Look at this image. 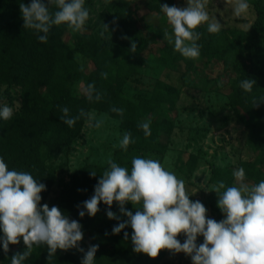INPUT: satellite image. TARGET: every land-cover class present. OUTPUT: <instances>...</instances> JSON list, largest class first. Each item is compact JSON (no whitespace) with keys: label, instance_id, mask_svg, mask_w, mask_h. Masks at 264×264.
Masks as SVG:
<instances>
[{"label":"trees","instance_id":"1","mask_svg":"<svg viewBox=\"0 0 264 264\" xmlns=\"http://www.w3.org/2000/svg\"><path fill=\"white\" fill-rule=\"evenodd\" d=\"M104 1L116 27L108 38L73 32L66 25H59L53 26L47 42H41L33 30L24 28L20 15L19 3L28 4L30 0H0V88L3 87L0 96L6 97L17 88L16 95L20 99V107L13 111V117L0 122V156L4 157L10 169L29 171L46 185V190L41 193V204L55 205L70 219L78 220L83 234L89 230L99 232L100 241L91 242L99 245L95 254L96 264H159L165 250L155 258L133 252L132 229L126 227L121 233L113 234L111 229L119 221L107 218V206L102 202L94 217L86 214L81 218L78 215V209L93 195L94 186L108 163L104 166L84 164L53 196V179L45 173L47 162L56 152L75 141L86 122L81 117L74 126H67L60 120L63 106H67L73 116L78 115L81 109L87 113L91 110L105 113L119 122L123 132L131 133L134 142L127 150L117 148L112 158L129 169L133 156L163 154L167 148L161 136H169L174 127L179 89L156 80L145 92L127 94L128 83L146 66L141 54L148 49L152 36L130 33L136 28L135 0ZM142 2L145 9L155 13L162 12L161 4L174 5V0ZM251 3L255 19L246 30L221 29L219 33L212 34L204 25L198 27L200 39L197 43L201 45L198 59L184 58L180 53L171 54L165 44L160 48L162 56L167 58L160 61L168 66L182 62L188 69L194 64H205V58H212L221 60L232 72L226 91L228 107L245 127L251 154L234 165L217 171L212 169V173L226 185L235 182L232 171L238 167L245 169L249 184L264 179V62L260 56L264 40V0H252ZM85 6L91 14L94 10L91 1L86 0ZM51 10L55 11V6ZM65 33L74 38L71 43L65 41ZM118 34L121 35L118 37ZM133 41L137 46L134 53L130 50ZM79 60L84 63L90 61L93 69L88 73ZM101 72L108 73L107 79L101 76ZM244 78L255 81L251 93L239 86ZM88 83H94L101 92L100 101L89 102L85 93L77 90V85L82 84L86 88ZM113 106L122 108L123 114L111 111ZM145 120L151 121L149 137H145L139 127ZM196 167L197 161L193 158L188 168L195 170ZM93 169L95 176L90 175ZM125 207L133 212L136 210L131 203H126ZM111 210L121 221L127 219L116 202ZM124 231L129 233L128 239L124 238ZM16 252L11 244L7 253L0 248V264H10ZM82 257L83 253L77 249H58L49 261L47 246L41 245L33 248L25 264H81Z\"/></svg>","mask_w":264,"mask_h":264},{"label":"clouds","instance_id":"2","mask_svg":"<svg viewBox=\"0 0 264 264\" xmlns=\"http://www.w3.org/2000/svg\"><path fill=\"white\" fill-rule=\"evenodd\" d=\"M209 0H186L185 7L161 4L160 9L172 26L171 34L165 29L164 38L173 44L174 50L188 59H198L201 45L198 27L204 25L208 33L216 34L222 29L221 22L210 16L207 8ZM86 0H30L19 3L24 28L31 29L41 42H47L53 26L66 25L73 32L84 30L90 11ZM47 5V6H46ZM55 6V11L52 7ZM249 0H233V15L247 14ZM107 25L99 35L105 37ZM131 52L137 46L131 42ZM105 79L107 72H101ZM255 81L244 78L240 88L251 93ZM85 96L89 102L102 99L101 92L94 83H88ZM254 104L256 103L253 98ZM111 111L120 115L122 108L112 107ZM60 120L72 127L81 117L87 120L89 128L99 129L102 119L81 109L78 115H71L67 106L61 107ZM13 117V107L0 102V122ZM151 121L139 124L145 137L151 135ZM134 142L131 133L124 132L119 145L127 150ZM91 176L96 175L93 169ZM234 183L226 185L223 180L211 185L217 194V207L223 214L219 221L207 215V209L200 200H192L185 188V181L166 168L159 160L149 156L136 155L131 158L130 169L114 160L98 178L93 195L83 201L78 215L94 217L102 202L107 206L109 220H118L113 225V234H119L126 227L132 229L130 239L132 250L150 258L158 256L161 250L170 254L183 253L192 264H264V179L249 184L243 167L233 169ZM46 185L39 182L31 172L9 168L4 157L0 156V248L7 253L9 245L23 241V252H16L10 264H25L34 247L47 246L50 261L57 250L77 249L83 253L81 264H96L95 254L99 245L90 244L87 249L81 246L82 225L70 219L57 206L41 204V193ZM127 217L120 220L111 210L113 203ZM131 203L135 212L125 207ZM124 238L129 233L124 231ZM183 234V241L179 235ZM203 240L197 243V238Z\"/></svg>","mask_w":264,"mask_h":264},{"label":"rangeland","instance_id":"3","mask_svg":"<svg viewBox=\"0 0 264 264\" xmlns=\"http://www.w3.org/2000/svg\"><path fill=\"white\" fill-rule=\"evenodd\" d=\"M90 1L94 5V10L84 30L78 33L99 35L105 24L109 30V32L105 31V37L108 38L116 27L112 14L107 8V2ZM251 1L249 0L248 13L239 17L233 15V0H209L207 8L209 15L217 17L221 22L222 30L243 31L255 19ZM135 2L136 28L131 29L130 33L137 35L148 33L152 39L149 41L148 49L141 54L146 66L128 83L127 94L131 96L133 93L145 92L156 80L165 81L179 89L174 127L169 136H161L167 148L163 154L148 156L159 160L178 178L183 179L188 194L196 192L190 196V199L200 200L207 209V215L219 221L223 218V214L217 207L218 197L214 191H211V185L222 179L215 176L212 169L217 171L219 168L234 165L240 160L247 159L251 154L245 127L228 107L226 91L232 72L226 69L221 60L212 58H205L203 59L206 61L205 64H194L188 69L182 62L171 66L166 62L162 63L160 59H167L160 52L164 44L171 54L179 53L174 50L173 44L164 38L163 32L167 29L171 34L172 26L163 12L148 11L143 6L142 0ZM174 5L185 7L186 0H174ZM120 35L118 34V37ZM64 39L71 43L74 38L69 33H65ZM260 56L264 62V40L261 43ZM79 62L85 66L88 73L93 69L90 61L84 63L79 60ZM16 90L17 88L6 97L0 96V102L9 104L13 107V111L20 107ZM77 90L85 93L82 84L77 85ZM2 91L3 87L0 88V93ZM89 114L96 119H102V127L89 128L86 120L75 141L56 152L46 164L45 173L53 179L51 196L69 182L74 171L86 163L104 166L112 160L114 151L120 147L119 140L124 132L120 129L119 122L96 110H91ZM193 158L197 161V167L195 170H189L188 166ZM178 238L183 241V234ZM99 239H101L99 232L89 230L83 234L81 246L87 249L91 242L100 241ZM202 240V237H198L197 243ZM25 247L22 240L19 244L13 245V249L17 252H23ZM159 264H192V262L183 253L170 254L165 250Z\"/></svg>","mask_w":264,"mask_h":264}]
</instances>
